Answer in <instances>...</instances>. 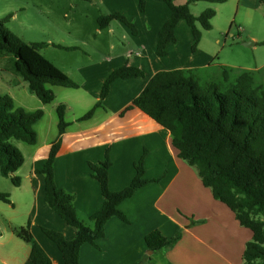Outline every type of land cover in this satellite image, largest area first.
<instances>
[{"label":"crops","instance_id":"crops-1","mask_svg":"<svg viewBox=\"0 0 264 264\" xmlns=\"http://www.w3.org/2000/svg\"><path fill=\"white\" fill-rule=\"evenodd\" d=\"M101 3L106 6L107 14L126 15L138 32L134 34L119 20L115 24L111 22L110 33L120 29L130 41L120 49L109 40L110 57L88 54L87 61L77 68L82 76L78 88L68 91L48 85L55 99L47 104L39 100L33 109H26H43L44 116L38 123L48 113L51 116L49 128L36 129L38 141L33 144L30 169L26 174L34 196L29 219L33 236L52 264H64L62 252L42 227L60 231L69 240L74 238L76 229L49 207L45 201L44 175L36 172L44 165L52 143L58 138L59 121L55 117H58L57 106L64 104L69 125L55 160V179L58 187L75 194L74 203L82 218L91 216L103 205L100 184L92 176L89 163L104 160L108 148L112 161L109 171L112 191H120L130 184L136 173L135 164L144 154V178L159 179L140 187L119 205L129 222L112 217L97 246L82 245L80 264H134L144 258V264H244L243 254L246 244L252 240V231L242 226L235 213L214 197L196 168L178 156L170 131L133 105L134 99L158 71L201 68V74L209 77L210 65H225L214 63L215 49L204 46L207 30H203L198 49L193 52L191 28L186 20H181L176 27L177 43L169 45L166 56H159L156 54L158 35L171 15L164 1L145 0L144 12L140 9V0H101ZM98 30L101 34V29ZM181 34L186 35L182 46ZM125 64L141 68L144 76L116 79L103 106L96 109L91 118L80 120L101 99L102 87L109 75ZM57 92L62 96L55 104ZM192 219L197 222L191 224ZM155 229L168 237L178 232L182 236L171 249L149 253L145 237ZM5 235L21 249L0 246V264H34L30 259V244L16 240L14 233Z\"/></svg>","mask_w":264,"mask_h":264},{"label":"trees","instance_id":"trees-1","mask_svg":"<svg viewBox=\"0 0 264 264\" xmlns=\"http://www.w3.org/2000/svg\"><path fill=\"white\" fill-rule=\"evenodd\" d=\"M171 9V15L162 26L157 41L156 54L166 56L170 44L177 43L176 27L186 20L193 34L192 51L196 52L202 40L203 30L213 28L216 15L207 8L194 15L190 4L198 1L224 3L228 0H160ZM264 3V0H258ZM145 0H140V9L145 11ZM8 17L0 19V53H10L16 59V72L28 82L29 89L45 104L55 99L48 85L78 88L79 83L44 57L40 49L43 43L27 44L4 26ZM119 20L136 34L135 24L124 14L114 12L98 18L100 29ZM61 48L73 46L55 44ZM211 75L202 79L201 68L161 70L148 81L133 105L167 128L178 156L194 166L205 186L211 188L216 199L225 203L236 215L240 224L249 228L253 237L246 244L244 264H264V69L254 71L229 65L213 64ZM144 76V71L125 64L114 70L106 79L101 99L80 120L93 116L103 106L112 83L118 78ZM204 80V81H202ZM66 106H57L58 138L52 143L44 165L37 169L45 178V201L70 226L76 229L74 238L67 239L55 229L42 227L53 240L64 258V264H80L82 245L105 236V227L112 217L129 222L119 205L145 184L159 179L144 178L145 154L135 164L136 173L130 184L120 191L109 186V171L112 165L110 149L104 160L90 162L92 176L100 184L104 197L102 207L87 218H82L75 206V194L58 187L55 179V160L62 145V137L69 123L65 119ZM44 116L43 109L26 111L17 107L9 95L0 94V173L12 177L15 185L20 179L13 174L25 162L23 152L12 140L30 145L38 141L34 125ZM0 200L12 203L10 195L0 192ZM197 221L191 220L192 223ZM14 234L30 244V259L34 264H52L51 258L27 226L13 228ZM182 233L165 236L159 229L148 233L145 241L148 250L163 252L174 247ZM150 255H146L149 258ZM141 259L134 264H144Z\"/></svg>","mask_w":264,"mask_h":264},{"label":"rangeland","instance_id":"rangeland-1","mask_svg":"<svg viewBox=\"0 0 264 264\" xmlns=\"http://www.w3.org/2000/svg\"><path fill=\"white\" fill-rule=\"evenodd\" d=\"M190 7L194 15L207 8L216 11L212 19L213 28L207 30L203 37L204 46L215 49L214 63L254 71L264 69V3L258 0H228L224 3L198 1L191 3ZM107 13L101 0H0V19L8 17L4 26L27 44H45L40 49L41 54L77 82L82 79L77 68L87 61L88 54L110 57L109 40L112 39L120 49L130 41L120 29L111 34L109 27H106L100 30L102 35L98 33V18ZM115 22L112 21L113 24ZM180 37L182 46L186 35L181 34ZM250 41L253 42L251 45L244 44ZM55 44L75 48H61ZM15 66L16 59L12 54L0 53V94L9 95L18 107L33 109L40 99L16 72ZM201 77L207 78L205 74ZM60 87L73 91L69 87ZM57 95L55 104L62 93L57 92ZM49 120L51 116L48 113L43 121L33 126L34 129L49 128ZM12 142L23 152L26 162L13 174L22 180L20 186L13 183L12 177L0 173V192L9 194L12 201L7 203L0 200V233H3L0 246L19 250L21 248L14 241H9L5 234L14 233L13 228L27 226L30 221L34 196L29 190L26 174L30 169V155L34 147L20 140L14 139ZM14 238L26 244L18 237Z\"/></svg>","mask_w":264,"mask_h":264},{"label":"water","instance_id":"water-1","mask_svg":"<svg viewBox=\"0 0 264 264\" xmlns=\"http://www.w3.org/2000/svg\"><path fill=\"white\" fill-rule=\"evenodd\" d=\"M252 43H253V42H251V41H250V42H244V44L247 45V46L251 45ZM152 252H153V251H151V250L149 251V253H152Z\"/></svg>","mask_w":264,"mask_h":264}]
</instances>
